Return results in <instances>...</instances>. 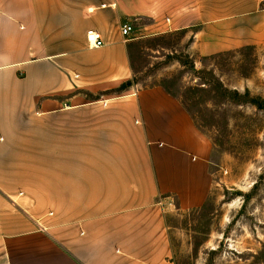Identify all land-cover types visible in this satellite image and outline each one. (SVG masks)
<instances>
[{
	"label": "crops",
	"instance_id": "crops-1",
	"mask_svg": "<svg viewBox=\"0 0 264 264\" xmlns=\"http://www.w3.org/2000/svg\"><path fill=\"white\" fill-rule=\"evenodd\" d=\"M180 31L202 57L263 44L264 0H0V264H176L212 145L131 49Z\"/></svg>",
	"mask_w": 264,
	"mask_h": 264
},
{
	"label": "rangeland",
	"instance_id": "rangeland-1",
	"mask_svg": "<svg viewBox=\"0 0 264 264\" xmlns=\"http://www.w3.org/2000/svg\"><path fill=\"white\" fill-rule=\"evenodd\" d=\"M194 42L180 31L131 49L134 82L177 96L212 145L208 202L168 216L174 260L264 264V43L202 57Z\"/></svg>",
	"mask_w": 264,
	"mask_h": 264
},
{
	"label": "built area",
	"instance_id": "built-area-1",
	"mask_svg": "<svg viewBox=\"0 0 264 264\" xmlns=\"http://www.w3.org/2000/svg\"><path fill=\"white\" fill-rule=\"evenodd\" d=\"M124 35L129 36L134 32V27L131 24H124L122 26ZM87 41L90 48H99L105 45L103 36L97 31H89L87 34Z\"/></svg>",
	"mask_w": 264,
	"mask_h": 264
},
{
	"label": "trees",
	"instance_id": "trees-1",
	"mask_svg": "<svg viewBox=\"0 0 264 264\" xmlns=\"http://www.w3.org/2000/svg\"><path fill=\"white\" fill-rule=\"evenodd\" d=\"M131 84V82H128L127 84H124L121 88H125V87H127L128 85H130Z\"/></svg>",
	"mask_w": 264,
	"mask_h": 264
}]
</instances>
